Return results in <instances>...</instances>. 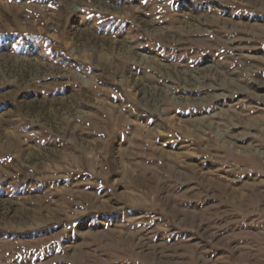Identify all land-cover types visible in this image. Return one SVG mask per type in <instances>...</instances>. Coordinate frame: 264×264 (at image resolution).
<instances>
[{"label":"rangeland","instance_id":"rangeland-1","mask_svg":"<svg viewBox=\"0 0 264 264\" xmlns=\"http://www.w3.org/2000/svg\"><path fill=\"white\" fill-rule=\"evenodd\" d=\"M0 264H264V0H0Z\"/></svg>","mask_w":264,"mask_h":264}]
</instances>
